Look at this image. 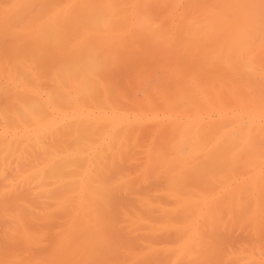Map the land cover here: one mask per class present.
Returning a JSON list of instances; mask_svg holds the SVG:
<instances>
[{"label": "bare ground", "instance_id": "1", "mask_svg": "<svg viewBox=\"0 0 264 264\" xmlns=\"http://www.w3.org/2000/svg\"><path fill=\"white\" fill-rule=\"evenodd\" d=\"M0 264H264V0H0Z\"/></svg>", "mask_w": 264, "mask_h": 264}, {"label": "rangeland", "instance_id": "2", "mask_svg": "<svg viewBox=\"0 0 264 264\" xmlns=\"http://www.w3.org/2000/svg\"><path fill=\"white\" fill-rule=\"evenodd\" d=\"M3 226V222H2V220H1V218H0V232L2 231V227Z\"/></svg>", "mask_w": 264, "mask_h": 264}]
</instances>
